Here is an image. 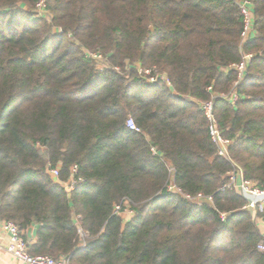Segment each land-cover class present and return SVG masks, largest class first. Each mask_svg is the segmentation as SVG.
<instances>
[{
    "label": "trees",
    "instance_id": "1",
    "mask_svg": "<svg viewBox=\"0 0 264 264\" xmlns=\"http://www.w3.org/2000/svg\"><path fill=\"white\" fill-rule=\"evenodd\" d=\"M37 1L0 0V221L26 241L36 225L29 253L70 264H264L246 199L218 190L232 164L264 189V0H249L242 46L232 1L46 0L49 18ZM243 53L231 104L216 95ZM212 95L229 160L201 108ZM171 179L211 201L167 192ZM123 200L128 220L113 213Z\"/></svg>",
    "mask_w": 264,
    "mask_h": 264
},
{
    "label": "built area",
    "instance_id": "2",
    "mask_svg": "<svg viewBox=\"0 0 264 264\" xmlns=\"http://www.w3.org/2000/svg\"><path fill=\"white\" fill-rule=\"evenodd\" d=\"M232 1L237 5L240 10L242 16V28L240 32V46H242L246 41L252 39L254 37L253 31V10H252V2L249 0H226ZM45 0H38L35 4L39 9L44 10ZM92 59L96 60L100 65V68L104 67V58L101 53H87ZM252 55L250 53H243L241 57V61L238 64L233 65V68L236 70V80L233 82L232 87L229 91L225 93H219L218 97L223 98L224 100L234 104L239 95L236 92V87L239 82H241L246 76L247 65L251 59ZM146 74H149V70H144ZM158 78L156 76H149L148 81L153 82ZM162 78V76H160ZM169 83V82H167ZM207 90H211V87H207ZM214 95L207 101H203L201 103V108L204 116L208 121V132L209 136L216 147V151L219 156L224 159L229 160L228 154V146L230 144V140L223 137L221 131L217 125V119L215 117L214 109H213V99ZM126 124L130 129L138 130L132 118H128L126 120ZM77 168L73 166L71 168V178L63 183L66 191H71L77 182L82 181V178H74V174L76 173ZM54 178H57L59 175V168L53 167L49 168L48 171ZM231 190L235 191L242 197L246 199V204L244 206L245 209L250 211H254L255 213L260 215V219L264 226V189L259 188L254 182L245 179L242 176L241 171L237 169V167L232 164V169L227 173V179L224 185H222L218 190ZM167 192H175L183 195V197L192 202H201V201H211V196H204L201 193H197L194 196H190L187 194H183L181 190L175 186L172 179L169 181L166 186ZM122 205H124V209L122 210ZM124 211L132 212L129 207L127 201L121 202L120 204L115 205L113 213H121ZM224 214H221V218H224ZM1 227L5 234L7 235V247L6 250L12 256H14L18 261L25 264H70L68 257H61L55 259L48 255H33L28 251V242L22 237V233L19 231L18 226L12 221H1ZM83 236L82 233H80ZM263 242L259 243L257 248L264 253V232H263Z\"/></svg>",
    "mask_w": 264,
    "mask_h": 264
},
{
    "label": "crops",
    "instance_id": "3",
    "mask_svg": "<svg viewBox=\"0 0 264 264\" xmlns=\"http://www.w3.org/2000/svg\"><path fill=\"white\" fill-rule=\"evenodd\" d=\"M36 225H33L29 228L27 232V241L29 243L34 242L36 238ZM7 235L3 231L1 227V221H0V264H25L20 261H18L14 256H12L10 253L7 252Z\"/></svg>",
    "mask_w": 264,
    "mask_h": 264
},
{
    "label": "rangeland",
    "instance_id": "4",
    "mask_svg": "<svg viewBox=\"0 0 264 264\" xmlns=\"http://www.w3.org/2000/svg\"><path fill=\"white\" fill-rule=\"evenodd\" d=\"M47 4H46V0H45V4H44V10L43 9H39L38 7H36V5L34 6V12L37 13L38 15H44L46 18H49V14H48V10H47ZM57 31H59V29H57ZM90 53H95V51L92 52H88ZM133 212H128V211H124L122 212L121 216L123 217V220H128L131 216H132ZM253 214V218L257 224V226L259 227L261 233L263 234L264 232V226L262 224V221L260 219V215L255 213L254 211H252Z\"/></svg>",
    "mask_w": 264,
    "mask_h": 264
}]
</instances>
